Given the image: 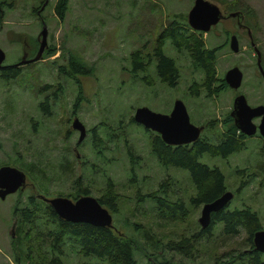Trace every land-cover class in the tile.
<instances>
[{"label": "rangeland", "instance_id": "obj_1", "mask_svg": "<svg viewBox=\"0 0 264 264\" xmlns=\"http://www.w3.org/2000/svg\"><path fill=\"white\" fill-rule=\"evenodd\" d=\"M208 1L221 13L224 8L228 11L227 7L243 12L264 71V0ZM41 2L0 0L3 64L19 59L21 49H25L23 41L29 47H36L35 36L40 24L34 10ZM55 2L47 0L40 12L46 29L45 49L53 50L52 54H44V49L40 60L20 66L17 77L0 79V165L19 170L22 166H33L28 177L25 174L26 185L20 193L16 191L0 199V264H15L10 247L16 220L13 206L16 203L24 205L28 196L37 193L46 197H66L76 177L93 197L104 191L106 180L113 183L119 202L111 221L128 235L134 236L137 230L125 222H135L136 228L142 227L143 235L152 232L154 238H143L145 254L155 252L158 257L176 264H213L215 259L225 261L227 253L248 250L241 228L228 238L220 233L221 225L217 223L210 230L205 245L195 251L193 248L190 256H181L164 247L168 239L196 232L200 205L195 207L187 203L193 193L187 172L159 165L150 154L146 129L127 121L138 106L168 113L174 99L178 98L185 106L190 123L202 125L199 135L214 142L223 131L222 121L229 115L237 93L243 94L249 106L264 103V80L257 70L248 39L237 30L233 18L221 20L200 33L207 48H216L215 77L221 79L228 68L235 66L241 72L239 87L229 89L227 86L209 96L199 89L197 96H191L188 89L193 82L200 83L201 74L190 66L184 53L175 51L168 42L163 46L164 53L174 60L178 71L173 87L156 78L153 58L146 54L151 53L158 31L167 22L176 20L185 24L192 0H68L61 20L53 13ZM229 33L236 35V52L230 51L225 41ZM135 49L143 55L146 67L131 73L128 55ZM69 53L90 67V74L78 76L77 82L56 71V66ZM44 85L48 86L42 89ZM44 98H52L47 113L38 107ZM72 116H76L85 128L86 135L79 143L77 131L70 127ZM208 121L212 125L206 128L204 125ZM252 121L256 124L258 120ZM91 129L96 137L104 139V144L95 145V149L90 143ZM128 148L133 156L128 155ZM198 160L216 166L223 174L225 190L233 194L229 208L249 207L256 212L260 228L264 229V149L259 134L244 138L243 148L225 158L204 153ZM38 171L43 173L40 178ZM160 181L167 182L165 189L173 198L177 196L183 201L186 212L181 220L158 217L152 201L145 198ZM42 189L45 194L41 193ZM153 243L156 244L154 251ZM150 258L135 253L138 264H145ZM260 259L264 261V253ZM79 261L78 255L66 247L63 264Z\"/></svg>", "mask_w": 264, "mask_h": 264}, {"label": "trees", "instance_id": "obj_2", "mask_svg": "<svg viewBox=\"0 0 264 264\" xmlns=\"http://www.w3.org/2000/svg\"><path fill=\"white\" fill-rule=\"evenodd\" d=\"M67 3L68 0H56L54 3L53 13L59 20L64 15ZM176 17L180 20L184 19L183 16L176 15ZM243 18L245 19V17ZM244 23L250 27L247 20H244ZM166 42L175 51L184 53L190 66L201 74L200 83L193 82L188 89L191 96H197L199 90L196 89L197 86L216 84L215 87L219 89H203L208 96L215 95L226 87L222 79L215 77L216 48L205 47L200 32L192 31L186 22L182 25L176 20L167 22L158 31L151 53L146 54V56L150 54L153 58L155 76L160 82L168 87H173L178 77L174 60L163 51ZM34 49L32 47V52ZM52 52L53 50L46 48L44 54L50 55ZM128 58L131 73L145 69L146 64L139 50H132ZM19 68L13 65L0 68V79L6 81L17 77L20 73ZM89 68L78 56L69 53L66 59L56 66V71L64 78L77 82L78 76L90 74ZM144 81L148 83V81ZM47 86L44 85L42 89ZM50 99L44 98L38 103V107L44 113H47ZM127 121L129 124H136L132 120V116H129ZM222 123L223 131L218 133V138L214 142H210L199 135L190 144L175 146L165 144L158 134L145 130L148 134L150 154L158 164L163 167H175L187 172L193 188L192 195L187 198V203L191 206L197 207L205 202H210L225 190L224 177L221 171L216 166H208L200 162L198 160L199 156L205 153L211 157L225 158L243 148L242 139L244 136L237 132L228 114ZM211 125L212 122L208 121L204 126L208 128ZM89 138L92 149H95L94 146L97 144H104V139L96 137L92 129ZM97 152L95 150V153ZM127 153L133 156L129 148ZM32 167V165L22 166L21 170L28 177ZM38 172L39 178L43 176L41 171ZM129 172L132 175L133 169L130 168ZM166 185L167 182H158L156 189L147 192L145 198L152 201L158 217L167 220H181L186 212L183 201L177 196L173 198L172 194L165 189ZM72 186V191L66 194L68 198L74 199L89 193L88 187L86 185L82 186L78 177L73 180ZM103 187L104 191L98 194L95 199L107 209L110 215L114 216L118 209V193L110 180H106ZM40 191L43 194L46 193L43 189ZM38 194L28 196L24 205L18 206L16 203L12 208V214L16 220L14 234L10 239V247L15 264H63L66 247L80 258L77 264H138L135 259L136 252L141 253L142 257L143 254L145 257L151 256L150 259L145 260V264H176L165 257H158L155 252L153 254L143 253V238L152 239L155 235L150 231L143 235L142 227L136 228L135 222H125L127 226L131 224L132 228L134 227L137 230L134 231V236H132L122 231L115 221H113L114 224L111 221L110 227L65 221L57 217L50 206L37 197ZM137 198L140 199L141 197ZM213 223L220 224V233L228 238L234 236L238 228H241L246 235L243 242L249 246L246 251H238L235 254L227 253L228 257L225 261L215 259L213 264H264V261L260 259L261 253L252 249L251 236L253 231L260 228V225L256 212L249 207L212 212L207 227L204 229L198 228L196 232L189 235H180L176 239H168L164 243V247L181 256H190L189 253L193 248L195 251L197 247L205 245V241L210 236ZM154 243L152 244L154 246L153 251L156 249ZM91 261L93 263H90Z\"/></svg>", "mask_w": 264, "mask_h": 264}, {"label": "water", "instance_id": "obj_3", "mask_svg": "<svg viewBox=\"0 0 264 264\" xmlns=\"http://www.w3.org/2000/svg\"><path fill=\"white\" fill-rule=\"evenodd\" d=\"M192 1L186 13V23L193 31L206 32L210 26L223 17L235 16L238 23L241 21L240 12H231L223 15L218 7L208 0ZM45 34V24L42 23L37 35L39 42L35 54L27 60H24L25 54H23L16 64L41 59L42 51L46 46ZM247 34L250 35L248 29ZM229 46L232 51L237 50V41L234 35L230 36ZM255 51L256 67L264 79V71L260 65L259 53L257 50ZM4 56L5 54L0 48V68L4 67V64H2ZM223 78L229 87L237 88L241 81V72L237 67L233 66L224 73ZM229 115L232 118L234 127L244 135H251L257 131L261 137L264 149V103L249 106L243 94H236L232 99ZM252 118H258L256 124L251 121ZM132 120L143 128L158 134L165 144L174 146L192 143L198 138L203 128L202 125L190 123L185 106L178 98L174 99L168 113L155 112L144 106L135 107L132 113ZM70 127L78 132L76 141H81L85 136L83 124L77 118H74L71 121ZM24 185L25 175L21 170L9 165L0 166V199H3L5 195L13 193L17 189H22ZM231 196L232 193L230 191H224L210 202L201 204L199 216L197 217L200 229H204L208 225L209 214L222 208ZM37 197L46 202L57 217L65 221L83 222L95 226H111V215L107 209L101 206L95 197L89 194L80 195L74 199L65 196L45 197L39 194ZM251 241L253 250L264 253V230L254 231Z\"/></svg>", "mask_w": 264, "mask_h": 264}, {"label": "flooded vegetation", "instance_id": "obj_4", "mask_svg": "<svg viewBox=\"0 0 264 264\" xmlns=\"http://www.w3.org/2000/svg\"><path fill=\"white\" fill-rule=\"evenodd\" d=\"M46 2H47V0L45 1V0H42V2L40 3V5L34 10V13H35V15L37 16V18H38V20H39V24H40V29H41V24L43 23V24H45L44 23V21H43V19L40 17V12H41V6L44 4H46ZM193 2V1H192ZM44 5H43V7H44ZM43 7H42V9H43ZM229 10L228 11H226V9L224 8V10L222 11V14L223 15H226V14H228V13H231V12H240L241 13V21L238 23L237 22V20H236V17L235 16H228V17H223V18H220L217 22H219V21H221V20H225V19H232L233 18V20H234V22H235V26H236V28H237V30H239L240 32H242V33H244L245 34V36H246V38L248 39V45L250 46V48L252 49V51H253V56H254V58H255V64H256V51L255 50H257L258 51V53H259V50L257 49V46H256V43L254 42V40H253V37H252V33H251V29L243 22V17H244V14H243V12L241 11V10H237V9H231L230 7H227ZM0 12H1V7H0ZM216 22V23H217ZM215 23V24H216ZM214 24V25H215ZM214 25H212V26H210V28L211 27H213ZM209 28V29H210ZM190 29V28H189ZM208 29V30H209ZM247 29L249 30V34L250 35H248L247 34ZM193 31V30H192ZM37 35H38V33L36 34V36H35V42H36V47H35V49L33 50V54H31L30 55V53H32V47H29V46H27L25 43H24V41H23V44H24V46H25V49L24 48H22L21 49V54H20V56H19V59L16 61V62H14V63H10V64H4V67L5 66H7V65H13V66H16V67H20V66H22V65H27V64H30V63H33V62H36V61H32V62H24V63H22V64H16L19 60H20V58H21V56L23 55V54H25V56H24V60H27V59H30L34 54H35V52H36V50H37V47H38V42H39V39H37ZM231 35H234L235 36V38H236V35L234 34V33H229V34H227V36H225V41H227V46H228V48H229V50L230 51H232L231 49H230V46H229V40H230V36ZM236 41H237V38H236ZM204 46H205V44H204ZM206 47V46H205ZM45 49V48H44ZM44 49H43V51H44ZM43 51H42V53H43ZM236 51H238V41H237V50ZM236 51H232V52H236ZM41 57H42V54H41ZM259 58H260V53H259ZM40 60V59H39ZM38 61V60H37ZM3 64V63H2ZM231 68V67H230ZM229 69V68H228ZM227 69V70H228ZM226 70V71H227ZM225 71V72H226ZM224 72V73H225ZM177 73H178V71H177ZM223 76H224V74H223ZM223 76H222V80L224 81V78H223ZM262 77V76H261ZM263 78V77H262ZM264 80V79H263ZM224 83H225V81H224ZM226 84V83H225ZM240 85V84H239ZM228 85L226 84V87H227ZM229 87V86H228ZM239 87V86H238ZM237 87V88H238ZM237 88H231V87H229V89H237ZM196 89H219V88H216L215 86H213V85H210V86H200V87H198V88H196ZM237 94H239V93H237ZM254 106V105H253ZM74 118H77L76 116H72V118H71V121L74 119ZM232 119V118H231ZM253 119H257L258 120V118H252L251 119V121L253 120ZM71 121H70V124H71ZM253 122V121H252ZM233 124V123H232ZM255 124V123H254ZM72 129V128H71ZM73 130H75V129H73ZM237 130V129H236ZM76 131V130H75ZM237 132H239V133H241L240 131H238L237 130ZM255 133H257V131L256 132H254L253 134H251V135H254ZM243 136H244V138H246L247 136H251V135H244L243 133H241ZM77 135H78V132H77ZM85 135H86V132H85ZM244 138L242 139V140H244ZM261 138V137H260ZM79 143V142H78ZM3 165H6V164H3ZM1 166V165H0ZM10 166V165H9ZM14 167V166H13ZM24 173V172H23ZM25 175V174H24ZM25 185H26V182H25ZM25 185H24V187H25ZM23 187V188H24ZM22 188V189H23ZM22 189H17V190H15L14 192H19V191H21ZM224 191H227V190H224ZM223 191V192H224ZM13 192V193H14ZM232 193V192H231ZM9 194H11V193H9ZM8 195V194H7ZM6 196V195H5ZM232 196H233V194H232ZM232 196H231V198H232ZM231 198L227 201V203L222 207V208H220V209H218V210H231V209H235V208H229V206H228V202L231 200ZM71 199V198H70ZM201 206V205H200ZM243 207H247V206H242V207H238L237 209H241V208H243ZM217 210V211H218ZM212 213V212H211ZM211 213L209 214V222H210V215H211ZM209 224V223H208ZM216 223H213L212 224V227L215 225ZM218 224V223H217ZM207 227V226H206ZM257 230H264V229H262V228H259V229H257ZM256 231V230H255ZM254 232V231H253ZM253 234V233H252ZM252 237V236H251ZM251 244H252V241H251ZM253 249V248H252ZM258 252V251H257ZM260 253H262V252H260Z\"/></svg>", "mask_w": 264, "mask_h": 264}, {"label": "bare ground", "instance_id": "obj_5", "mask_svg": "<svg viewBox=\"0 0 264 264\" xmlns=\"http://www.w3.org/2000/svg\"><path fill=\"white\" fill-rule=\"evenodd\" d=\"M38 39V38H37Z\"/></svg>", "mask_w": 264, "mask_h": 264}]
</instances>
